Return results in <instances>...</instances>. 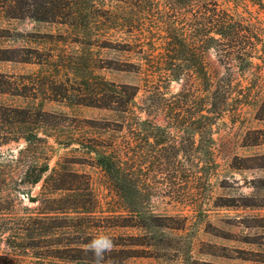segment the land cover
Here are the masks:
<instances>
[{"label":"rangeland","instance_id":"obj_1","mask_svg":"<svg viewBox=\"0 0 264 264\" xmlns=\"http://www.w3.org/2000/svg\"><path fill=\"white\" fill-rule=\"evenodd\" d=\"M219 2L251 34L240 56L222 45L206 49L190 29L191 8L176 20L192 30L191 53L207 73L233 87L222 104L228 110L210 129L200 120L201 92L171 98L187 81L201 89V74L165 77L168 39L163 43L155 24L166 14L154 5L84 0L72 23L0 17V107L30 111L42 137L26 149L25 126L0 125V167L10 172L0 193V229L24 227L19 243L27 246L16 254L4 249L1 257L21 264H264V116L256 113L264 99V0ZM111 11L142 20L143 37L111 28ZM163 98L173 101L167 117L156 108ZM125 101V114L109 109ZM137 115L169 129L132 130ZM112 141L128 149L125 159L132 148L141 151L134 167L139 215L98 165ZM28 159L34 171L18 175ZM47 159L43 178L57 180L27 184ZM55 183L74 190L51 192ZM144 218L146 226L121 225Z\"/></svg>","mask_w":264,"mask_h":264},{"label":"trees","instance_id":"obj_2","mask_svg":"<svg viewBox=\"0 0 264 264\" xmlns=\"http://www.w3.org/2000/svg\"><path fill=\"white\" fill-rule=\"evenodd\" d=\"M111 1H117L124 6L132 7L136 5L142 7L148 3L150 5H154L157 10H160L162 13L166 14V18L162 20L158 19V22H162V25H159V23L155 24L157 29L164 31L165 33L163 39H161L163 40V43L165 42L164 39H168L166 41V52L169 59H167V66L165 67V77L168 80H179L184 78L185 74L191 76L193 73L200 72L202 80L201 89L196 88L192 83L189 84V81L184 82L180 90L176 94H172L171 98H175L178 95H183V93L187 94L188 96L193 95L195 92L197 94L198 92H201V94H198L199 97H201L199 107L200 110H204V114L201 115L200 120L203 119V123L201 124L209 126L208 128L210 129V125L214 123L215 118L219 114H222L225 110H228L223 107L222 104L230 99L233 92V87L230 85L231 81L228 80L229 82H226V80L213 79L209 73H207L199 58H195L191 53V43L189 41V36L192 35V30L187 33V27L184 29L176 20L179 19V14L181 13L182 8H191L194 13L191 14L193 18H191L189 23L191 26L190 29L193 28L192 26L197 28L196 36L199 37L200 41H202L203 46L208 49L222 45L226 51V54H235L236 56H240V53H243V51L247 49L246 47L248 46L249 39L251 38V34L248 35L247 33V27H243L238 22V20L235 19L234 14L227 8L223 7L219 0ZM83 2L84 0H0V17L8 19H31L40 22L72 23L71 21L74 20V17L77 15V13H81L78 8L79 4ZM159 6H161V9H159ZM120 8V12L126 15L130 13V11L123 10V8L127 9V7L121 6ZM106 20H108V25L110 24L109 26L111 28L114 26H123L124 31L131 35L139 33L143 37L144 32L147 30L144 28L142 20H135L133 16H125V18L122 19V17H119L118 14H115L111 11L109 15L106 16ZM179 58H183L185 61L176 63L175 61ZM195 64L197 65L195 66ZM150 75L155 77L153 71L150 73ZM136 92L137 90L135 89L130 100L133 99ZM116 98L119 99L118 97ZM128 101H125L126 103H122L120 108L110 107L109 109L125 114L128 111L126 110ZM172 105L173 101L166 98L158 99L156 102V108L160 110V113H166V117L168 114L170 115L172 113L174 108ZM142 111L144 112V110ZM262 112H264V99L259 101L257 104L256 113L259 114V118H263L264 115L261 114ZM144 113H146L147 117L150 114L147 111ZM147 117L142 119L140 115H137L135 118H133L134 121L130 122V128H132V130L140 131L147 130L150 133H152L151 130L162 131L169 129L161 128L160 124L152 120L153 117L151 119ZM35 120L36 118L33 117L31 112L27 111L26 109L19 107H0V125L7 126L17 124L20 126L22 124L25 126L26 133H20L22 134L20 137L26 142V149L31 146L35 140L42 138L37 135L38 133L34 132L38 127H32V124H35ZM181 123L184 125L185 121H182ZM191 124H194V122H191L190 125ZM120 128L122 129V125ZM120 128L117 130H120ZM109 146V151L106 152V156H100L98 159V165L104 169L114 190L121 198L124 199L132 214L139 215L141 214V210L139 209L136 200L137 196L139 195V186L134 175V167L135 165L136 167L141 165V151L139 148H132L131 154L129 155L132 156V158L128 160L125 158L128 156L129 152L128 149L126 150V148L123 147V145H116V143H113L112 141ZM166 147L163 149L165 150ZM262 157H264V155ZM138 160L139 163H135V161ZM35 163V160L28 159L22 168H18L19 170L16 172L18 175L26 177V175H29L34 171ZM24 166H26V168H24ZM48 170L49 166L47 159L43 167L40 168L37 173H34L33 177L27 179V184L34 185L42 180L43 185H47L50 179L55 182L57 178L55 179L53 174H48L43 178ZM7 178H10V172L5 171L4 167H0V193L3 191L2 184ZM54 186L55 187L51 189V192L54 189L74 190L72 186L61 187L56 183ZM4 216L5 215L3 211L0 210V227L1 224L4 223ZM122 218L126 219V217ZM155 218L157 217L148 219H151V222L154 220L157 222L159 219ZM137 224L140 226H146L148 223L144 218L142 224L133 222L121 225L136 226ZM154 225L166 226L164 223L159 222ZM23 230L24 227L17 229L13 227H4L0 229V245H3L2 250L0 247V255H2L4 249L7 250L8 248H13L10 253L12 252L13 254H16L17 249L27 247L19 243L21 241H19V239L23 238ZM4 253L9 254L8 251H4ZM0 264H21V262L16 261L12 257L7 259L6 257L0 256Z\"/></svg>","mask_w":264,"mask_h":264},{"label":"clouds","instance_id":"obj_3","mask_svg":"<svg viewBox=\"0 0 264 264\" xmlns=\"http://www.w3.org/2000/svg\"><path fill=\"white\" fill-rule=\"evenodd\" d=\"M111 241L106 240L104 247L110 249L111 248ZM95 247V245H94ZM97 255H100L99 249H97Z\"/></svg>","mask_w":264,"mask_h":264}]
</instances>
